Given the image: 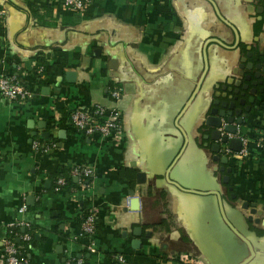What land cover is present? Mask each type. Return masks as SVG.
<instances>
[{
    "label": "crops",
    "instance_id": "crops-1",
    "mask_svg": "<svg viewBox=\"0 0 264 264\" xmlns=\"http://www.w3.org/2000/svg\"><path fill=\"white\" fill-rule=\"evenodd\" d=\"M48 1L0 0L1 70L31 92L0 96V239L28 231L30 264H110L117 253L128 264H179L181 254L264 264L254 231L264 230V93L237 126L249 140L243 159L222 164L225 146L211 151L204 124L246 74L264 82L255 66L240 68L264 66V0H90L81 12ZM96 107L120 112L119 137L68 122ZM85 167L83 181L71 174ZM253 208L259 223L247 221ZM89 210L90 239L80 228ZM20 222L29 227L9 226ZM161 222L167 230L153 228Z\"/></svg>",
    "mask_w": 264,
    "mask_h": 264
},
{
    "label": "built area",
    "instance_id": "built-area-1",
    "mask_svg": "<svg viewBox=\"0 0 264 264\" xmlns=\"http://www.w3.org/2000/svg\"><path fill=\"white\" fill-rule=\"evenodd\" d=\"M90 0H49L48 3L54 5L55 3H60L64 9H70L71 11H84L89 5ZM5 16V9L0 7V22ZM2 60L0 59V96L5 98L8 101H19L25 100L31 96L30 90L25 87L22 83L19 82L15 75H8L4 73L2 68ZM112 95L115 97L119 96V91H112ZM120 112L117 110L106 111L102 107H96L92 110L88 109H74L68 116V122L70 125L81 131L84 135L89 136L93 134L100 135L102 137H112L117 138L121 133V125L119 122ZM229 137H236L241 142V147L239 151L227 152L230 156L236 160L243 159L248 154V144L249 140L245 136H241L238 131L232 135L228 134ZM261 141L257 144L260 145ZM32 147L36 151L46 152L48 151V145L41 144L38 141L34 140L32 142ZM72 175L79 177L81 181L90 174L88 168L78 169L75 168L71 171ZM57 185L64 184V178L58 177L56 180ZM19 212H24L25 207L20 206ZM27 226L25 223H16L9 226ZM96 219L95 213L89 210L83 215V218L80 223V228L83 234H85L89 239L95 232ZM10 232L7 237L0 239V264H30L29 260L26 259L23 255V248L16 246L13 241V237H19L23 242H26L30 239V233L25 231L24 233H13ZM88 249L93 251V243L89 242ZM177 261L179 264H200L197 261L196 257H192L186 254H181L177 256ZM110 264H128L127 259L124 254L117 253L112 255L110 258ZM178 264V263H177Z\"/></svg>",
    "mask_w": 264,
    "mask_h": 264
},
{
    "label": "water",
    "instance_id": "water-1",
    "mask_svg": "<svg viewBox=\"0 0 264 264\" xmlns=\"http://www.w3.org/2000/svg\"><path fill=\"white\" fill-rule=\"evenodd\" d=\"M243 61V64H240L241 69H243L244 67L246 69H250L252 66H255L257 69H259L260 73L264 72V66L262 67L261 64H252L251 62H246L245 60ZM258 74L259 72L255 73V75L253 76L254 80H251L250 74H246L244 76L245 82L241 81V83L235 85V89L232 90L236 94L235 96L230 94L226 95V100L222 101L221 104L217 99H215L214 104L217 105L219 103L222 108L218 109L216 107H212L206 117L204 124L210 128V132L208 135H205V137L209 138L212 141L210 147L211 151L218 152L220 148L219 142H221L225 146L220 150V153L222 154V156L220 157V162L222 164L228 163L227 156L225 155L227 150L237 152L241 147L240 140L236 137H229L228 134L234 135L237 132V126L241 125V123L243 122L242 116L251 110V107L255 102V95L257 94V91L259 93H263L264 82L262 79L258 78ZM258 85H260V87H258ZM240 89H242L243 92L241 93V98L238 99L237 95L240 93ZM247 90L250 96L248 98H245L244 95ZM236 102L238 103L239 107L236 105ZM236 110L238 111L236 112ZM235 115H238V117L235 118ZM215 159H217V156L215 157ZM220 169L224 170V166H221ZM226 170L231 171V167L228 166ZM227 180L228 177L225 176L223 181L226 182ZM230 189L232 188L230 187ZM130 195H133V191H130ZM231 197L234 198V195H231ZM243 207H247V205L244 204ZM254 215H256V210L253 208L250 211V215L247 217V221H254L256 223H259V219H256V221L253 219ZM262 225L264 226V223ZM138 230L140 231L139 227ZM146 235L150 237L151 234L146 233ZM246 243L249 245L247 241Z\"/></svg>",
    "mask_w": 264,
    "mask_h": 264
},
{
    "label": "trees",
    "instance_id": "trees-1",
    "mask_svg": "<svg viewBox=\"0 0 264 264\" xmlns=\"http://www.w3.org/2000/svg\"><path fill=\"white\" fill-rule=\"evenodd\" d=\"M261 23L262 22H260L259 24H257L258 25L257 30L261 28ZM260 60L264 63V58L263 57ZM38 67H39V69L42 70L41 73H40V75H42V76L47 75L48 72H49V70H50V65L43 58H40L38 60ZM263 87H264V83H263ZM263 93H264V90H263ZM153 228L154 229H160V230H167L168 229V226H167V224L165 222H161V223H159L157 225H154ZM254 231L259 236L264 235V230H261V229H258V228H254ZM13 241L15 242L16 246H20V247H21V244L23 242V241L16 242L14 237H13ZM23 255L27 259V257H26V255H25L24 252H23Z\"/></svg>",
    "mask_w": 264,
    "mask_h": 264
},
{
    "label": "flooded vegetation",
    "instance_id": "flooded-vegetation-1",
    "mask_svg": "<svg viewBox=\"0 0 264 264\" xmlns=\"http://www.w3.org/2000/svg\"><path fill=\"white\" fill-rule=\"evenodd\" d=\"M263 90H264V87H263ZM245 98H248L250 95H249V93H248V90L245 92ZM256 96V95H255ZM241 97H238V99H240ZM256 99V98H255ZM236 105L238 106V103L236 102ZM239 107V106H238ZM241 108V107H240ZM243 108V107H242ZM226 156H227V159L229 160V156H230V154L229 153H227L226 152V154H225ZM230 167V166H229ZM221 168V167H220ZM227 168V166L226 167H224V169H226Z\"/></svg>",
    "mask_w": 264,
    "mask_h": 264
}]
</instances>
